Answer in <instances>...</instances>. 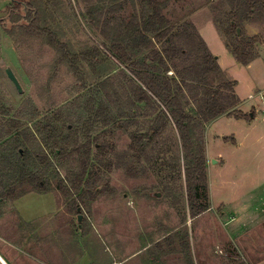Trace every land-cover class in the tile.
<instances>
[{
    "label": "rangeland",
    "instance_id": "rangeland-1",
    "mask_svg": "<svg viewBox=\"0 0 264 264\" xmlns=\"http://www.w3.org/2000/svg\"><path fill=\"white\" fill-rule=\"evenodd\" d=\"M26 1L37 10L39 25L56 34L71 53L93 49L101 52L95 65L80 63L77 74L67 63L59 61V53L45 39L28 36L22 30L29 17L26 21L18 16L9 20L6 8L11 6L10 1L0 0V106L6 110L5 117L0 114V128L16 121L20 106L29 101L27 110L37 111V121L60 107L66 108V115L74 118L72 125L66 126L78 130L80 142L84 141L81 128L90 115V105L96 112L100 110L105 115L109 111L118 116L121 105L115 103L113 90L123 104L127 103L119 86L125 82L122 73L130 75L105 51L104 31L89 14L91 8L95 13L103 3ZM120 2L126 3L120 16L128 17L134 9L138 10L140 0L115 3ZM160 2L164 3L163 13L173 26H194L221 70L209 78L212 87L233 82V93L240 101L234 110L249 117L235 120L224 115L204 126L210 210L198 218L190 217L182 197L183 178L169 167L177 151L172 125L150 147L147 160L136 164L130 158L129 133L145 131L150 126L141 107L135 118L130 117L134 123L125 129L120 127L123 122H115L107 128L96 126L92 130V140L96 138L98 143L113 147L114 155L110 157L114 160L116 156L114 165H118L100 176L93 199L83 194L85 186H81L66 200L55 188L57 180H51L47 194H38L26 186L16 200L0 205L7 226L20 228L29 224L40 229L38 236L45 261L52 262L54 258L58 264H137L142 255L131 261V254L148 245L150 264H264V19L250 18L243 23L244 36H257L259 42L256 59L242 66L227 51L216 28V22L224 20L229 10V0ZM112 6L104 4L105 9ZM6 68L13 72L21 93L7 79ZM36 123L23 120L19 129L27 127L35 132ZM194 131L191 130L192 134L197 136ZM96 157H101L99 149L92 148L91 164L100 166L94 160ZM52 159L55 172L70 186V180L78 176V165L68 159ZM129 168L135 170L134 175L129 174ZM91 169L92 166L87 175ZM163 189L171 194H165ZM21 215L31 217L23 219ZM230 219L234 221L229 222ZM183 240L187 251L182 248Z\"/></svg>",
    "mask_w": 264,
    "mask_h": 264
},
{
    "label": "trees",
    "instance_id": "trees-1",
    "mask_svg": "<svg viewBox=\"0 0 264 264\" xmlns=\"http://www.w3.org/2000/svg\"><path fill=\"white\" fill-rule=\"evenodd\" d=\"M51 1L47 0L49 4ZM56 1L53 0L54 3ZM99 2L103 3V7L96 9L95 13L91 8L89 14L95 17L96 25L99 24L104 31L102 45L105 51L130 75L122 73L125 82L119 86L127 103L123 104L117 91L113 90L115 103L121 105L118 116H113L109 111L105 115L103 111L96 112L94 106L90 105V115L81 128L85 138L80 142V132L73 130V126L72 129L66 126L74 120L72 115H66V108L60 107L37 121V111L32 109L29 112V101L23 102L16 121H9V126L0 128V200H16L26 186L38 194H47L51 180H57L55 188L66 200L81 186H85L83 194L93 199L92 193L98 189L100 176L109 174L118 165H114L116 156L114 160L110 157L114 155L113 147L98 143L96 138L92 140V130L96 126L107 128L115 122H123L120 127L125 129L134 123L130 117L135 118L143 107V116L149 120L150 126L145 131L129 133L130 158L136 164L147 160L150 147L161 138L167 126L172 125L177 135L174 142L177 151L169 167L183 178L182 197L190 217L199 216L210 209L207 203V160L202 139L204 126L224 115L235 120L249 118L234 110L240 103L233 93L235 84L227 82L217 88L212 87L209 78L221 73L217 60L193 25L184 23L175 27L171 24L163 13L164 3L160 0H140L138 10L134 9L128 17L120 16L126 3H115L118 0ZM109 3L113 8L105 9L104 4ZM14 9L19 10V6ZM9 13V20L17 17L7 7L6 14ZM104 15L105 19L100 20ZM28 17L29 22L22 30L28 36L45 39L48 46L59 53V61L67 63L74 72L78 74L80 63L96 64L101 52L99 49L73 54L56 34L39 25L38 13L34 17L29 14ZM250 18L264 19V0H229V10L224 20L216 22L225 48L242 66H248L257 57L259 38L244 36L243 23ZM237 29L240 30L239 36ZM5 113L6 110L0 106L1 116L5 117ZM152 118L154 121L151 123ZM23 120L37 122L35 132L27 127L20 130ZM76 120L80 122V119ZM192 129L197 131V136L192 134ZM92 148L99 149L101 157L94 160L100 166L91 164ZM53 157L55 161L68 159L78 165V176L70 180V186L55 172ZM127 162L123 163L128 165ZM90 165L91 173L87 175ZM128 172L135 174V170L131 171L130 168ZM163 192L171 194L167 189H163Z\"/></svg>",
    "mask_w": 264,
    "mask_h": 264
},
{
    "label": "crops",
    "instance_id": "crops-1",
    "mask_svg": "<svg viewBox=\"0 0 264 264\" xmlns=\"http://www.w3.org/2000/svg\"><path fill=\"white\" fill-rule=\"evenodd\" d=\"M4 202L5 201L0 200V205ZM247 208H253V206L246 207V209ZM206 212L202 213L199 216H196V218L204 215ZM231 213H235V212H233L232 210ZM21 217L23 219H26L31 216L21 215ZM3 218L4 216L1 211L0 212V264H58L57 261L54 260V258L52 262L47 260L45 261L42 259L43 256L42 240L40 242V238L38 236V232L40 229L37 230L36 227L30 226L29 224L23 225L20 228L18 226L17 227L10 225L7 226L6 222L2 220ZM232 221H234V219H230L229 222ZM199 231L200 229H198V233ZM184 240H183L182 248L186 250ZM148 248H149L148 245H146L145 247L142 246L138 248L136 251H134L130 256L131 261L134 260L135 258H138L139 255H142L141 261L140 262L137 261V264H150L151 259L148 257L147 254ZM173 251H175V249H173ZM175 255H177V253H175Z\"/></svg>",
    "mask_w": 264,
    "mask_h": 264
},
{
    "label": "flooded vegetation",
    "instance_id": "flooded-vegetation-1",
    "mask_svg": "<svg viewBox=\"0 0 264 264\" xmlns=\"http://www.w3.org/2000/svg\"><path fill=\"white\" fill-rule=\"evenodd\" d=\"M10 1V11L15 12V15L19 17L20 20L26 21L28 15H32L34 17L37 13L36 9L32 8L26 0H9ZM23 4L25 7H23ZM19 6V10H15L14 7ZM11 14H7L10 16ZM9 18V17H8ZM3 23V22H2ZM20 24V23H19Z\"/></svg>",
    "mask_w": 264,
    "mask_h": 264
},
{
    "label": "water",
    "instance_id": "water-1",
    "mask_svg": "<svg viewBox=\"0 0 264 264\" xmlns=\"http://www.w3.org/2000/svg\"><path fill=\"white\" fill-rule=\"evenodd\" d=\"M23 7H25L24 4H23ZM236 34H237V36L240 35V30L239 29L236 30ZM4 73H5L6 77H7V79L13 84L14 88L16 89V91L18 93H21V87H20L16 77L14 76L13 72L11 71V69L10 68H6L4 70ZM77 222L78 223L80 222V218H78Z\"/></svg>",
    "mask_w": 264,
    "mask_h": 264
}]
</instances>
